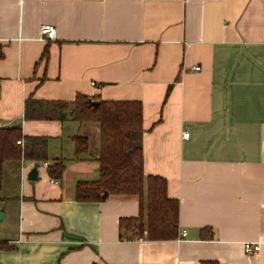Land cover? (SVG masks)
Returning a JSON list of instances; mask_svg holds the SVG:
<instances>
[{"label": "crops", "instance_id": "obj_1", "mask_svg": "<svg viewBox=\"0 0 264 264\" xmlns=\"http://www.w3.org/2000/svg\"><path fill=\"white\" fill-rule=\"evenodd\" d=\"M0 48V127L49 138L48 168L66 164L56 184L44 163L31 181L33 162H6L0 264H264V0H0ZM78 94L142 104L145 174L179 200L183 241L121 240L136 197L76 200L100 176L99 126L24 113Z\"/></svg>", "mask_w": 264, "mask_h": 264}, {"label": "trees", "instance_id": "obj_2", "mask_svg": "<svg viewBox=\"0 0 264 264\" xmlns=\"http://www.w3.org/2000/svg\"><path fill=\"white\" fill-rule=\"evenodd\" d=\"M48 55V50L44 56ZM0 57L2 49L0 48ZM97 102L98 105H94ZM26 121H73L79 124H97L100 129L98 155L99 179L79 181L76 200L99 203L108 192L112 196L136 197L140 213L121 218L120 239L123 241H166L179 236L180 202L168 194L165 178L145 174L143 152V108L134 101H101L86 94H78L73 102L26 100ZM76 158L89 150L85 137H74ZM22 141L24 147L18 146ZM49 138L26 136L22 126L0 127V191L2 190L6 162L30 161L39 167L49 161ZM20 165V164H19ZM65 160L59 159L48 168L51 178L61 179ZM203 237L214 238V232L205 228ZM10 245L0 242V251ZM203 264H217L203 262Z\"/></svg>", "mask_w": 264, "mask_h": 264}, {"label": "built area", "instance_id": "obj_3", "mask_svg": "<svg viewBox=\"0 0 264 264\" xmlns=\"http://www.w3.org/2000/svg\"><path fill=\"white\" fill-rule=\"evenodd\" d=\"M42 38L46 41H54L56 39V28L52 25H45L42 27ZM198 70V68L196 69ZM96 85V84H94ZM190 134L188 132H185L184 138H189ZM18 146L24 147V143L22 141L17 142ZM24 163V162H23ZM45 168H48V164L44 163ZM52 183L58 184V181L55 179L51 180ZM187 237V232L182 231L179 234V237L177 238L178 242L183 241ZM136 241H144L143 239L136 240ZM254 245L253 244H245V251L247 253H253L254 252Z\"/></svg>", "mask_w": 264, "mask_h": 264}, {"label": "water", "instance_id": "obj_4", "mask_svg": "<svg viewBox=\"0 0 264 264\" xmlns=\"http://www.w3.org/2000/svg\"><path fill=\"white\" fill-rule=\"evenodd\" d=\"M93 104L96 106L98 105L97 102H93ZM38 175H39V171L37 169V167L33 168L31 170V172L29 173V180L31 181H37L38 180ZM109 196V193L108 192H105V194L103 195V200H105L107 197ZM4 218V214L3 213H0V221Z\"/></svg>", "mask_w": 264, "mask_h": 264}, {"label": "rangeland", "instance_id": "obj_5", "mask_svg": "<svg viewBox=\"0 0 264 264\" xmlns=\"http://www.w3.org/2000/svg\"><path fill=\"white\" fill-rule=\"evenodd\" d=\"M94 140V139H93ZM91 141H92V139H91ZM42 167V166H41Z\"/></svg>", "mask_w": 264, "mask_h": 264}]
</instances>
